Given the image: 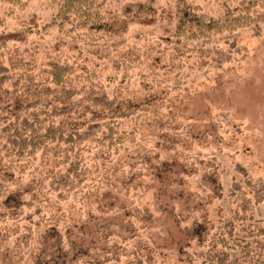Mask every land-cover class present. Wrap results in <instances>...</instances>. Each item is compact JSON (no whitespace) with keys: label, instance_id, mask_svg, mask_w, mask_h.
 Listing matches in <instances>:
<instances>
[{"label":"rangeland","instance_id":"1","mask_svg":"<svg viewBox=\"0 0 264 264\" xmlns=\"http://www.w3.org/2000/svg\"><path fill=\"white\" fill-rule=\"evenodd\" d=\"M187 1L213 15L225 2L242 7L240 0ZM58 2L0 0V33L27 29L33 15L39 23L25 41L7 43L5 60L36 80L48 63L67 62L77 81L118 97L136 138L90 161L76 197L53 188L61 149L17 161L13 185L0 196V264H202L239 216L263 241L264 264V23L216 36L211 45L232 50V60L201 67L188 53L180 61L166 21L132 23L121 38L69 23L46 27ZM163 7L175 9L176 0H105L104 11L143 19ZM14 103L0 92L4 110ZM92 116L87 109L71 125Z\"/></svg>","mask_w":264,"mask_h":264},{"label":"trees","instance_id":"2","mask_svg":"<svg viewBox=\"0 0 264 264\" xmlns=\"http://www.w3.org/2000/svg\"><path fill=\"white\" fill-rule=\"evenodd\" d=\"M58 1L57 12L46 27L69 23L89 29L96 37L121 38L129 32L132 23L155 25L166 21L165 31L170 40L177 41L180 61L188 53L197 57L201 67L232 60V50L227 52L211 45L216 36L264 23V4L258 10L247 0H240L241 10L225 2L220 15L209 14L187 0H176L175 9L163 7L160 16L143 19L107 15L105 0ZM29 23L25 30L0 33V92L16 102L11 111L0 106V196L13 185L17 161L44 156L55 146L64 154L62 169L53 177V188L64 199L76 197L87 182L89 162L97 164L128 142H134L136 131L128 128L130 113L118 112V97L111 96L102 85L87 86L77 81L74 67L67 62L48 63L42 70L45 76L36 80L32 74L18 73L12 59L5 60L2 49L10 41H25L32 27L39 25L37 16L33 15ZM90 108L93 113L90 119L71 125L75 115ZM240 170L247 173L241 166ZM246 181L249 187L255 185L249 178ZM246 209L250 210L249 204ZM38 212L42 213V209ZM240 217L239 224L234 220L227 222L228 234H222L211 245L202 264H261L263 241L251 230V224H245L247 218ZM252 217L249 214L248 218Z\"/></svg>","mask_w":264,"mask_h":264}]
</instances>
